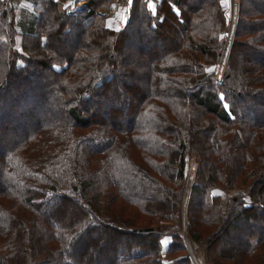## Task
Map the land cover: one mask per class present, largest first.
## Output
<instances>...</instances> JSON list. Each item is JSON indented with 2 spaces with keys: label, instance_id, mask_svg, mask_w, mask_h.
<instances>
[{
  "label": "trees",
  "instance_id": "1",
  "mask_svg": "<svg viewBox=\"0 0 264 264\" xmlns=\"http://www.w3.org/2000/svg\"><path fill=\"white\" fill-rule=\"evenodd\" d=\"M65 1L0 0V264H105L107 250L106 264H194L186 237L204 246L208 264H264V7L239 0L220 63L221 0H130L120 30L98 13L108 0H86L73 13ZM24 2L36 15L20 31ZM164 32L172 46L139 56L147 91L125 84L134 71L119 67L121 48ZM247 50L258 63L239 72L238 52ZM219 64L220 81L211 69ZM34 80L55 116L34 121ZM109 98L128 104L105 119L97 108ZM10 120L20 126L12 143ZM188 156L197 167L187 187ZM215 190L237 194L223 210ZM240 219L253 222L243 245L217 260L216 242L239 232Z\"/></svg>",
  "mask_w": 264,
  "mask_h": 264
},
{
  "label": "rangeland",
  "instance_id": "2",
  "mask_svg": "<svg viewBox=\"0 0 264 264\" xmlns=\"http://www.w3.org/2000/svg\"><path fill=\"white\" fill-rule=\"evenodd\" d=\"M82 6L86 5V1L82 0ZM130 0H108V4L105 6L103 5L105 8L103 9H99L98 13L100 15H103L104 13H106L107 11H109V15H111L115 21H117L119 18L120 13L122 14L121 19L118 21V23L120 25L118 26H114L111 24L110 20L107 21L106 25L108 27H110L113 30H120L122 29L125 25V18H126V4L129 2ZM160 1V0H157ZM254 1V6L256 11H260L262 10L264 6H262V0H253ZM70 2V3H69ZM78 1L76 0H66L63 4L64 7L67 8V10L72 7L74 5H76ZM196 3V0H189V3ZM113 4H117V10L116 13L114 11V14H111V7H113ZM238 4H239V0H223V3H220V7L222 8V10L226 13L227 15V19H228V23H227V28L224 32H220V36H222V38L224 39V52L222 53L221 59H220V63H224L226 62V59L228 57L229 54V46L233 40V33L235 30V26L237 24V11H238ZM149 6L153 8V4L150 1ZM84 8V7H83ZM82 8V9H83ZM122 8V9H121ZM123 8H125V10H123ZM118 10H120V12L118 13ZM17 19H16V28L18 30H22V26H26L31 20L32 18L36 15L32 9V7H30L26 2L22 3L21 6H19L18 8V13H17ZM105 19H107L108 15H104ZM118 18V19H117ZM75 30H73L69 36L65 37L63 36V38L65 39V41H68L69 43L72 42L71 39L74 38ZM163 35L165 36L164 39H161L157 42H153L150 40H147L148 42L146 43H142L141 45H138L135 42L134 37L132 36V38L129 40V42H126L124 44V47L121 48V56L120 58L123 60L122 64L120 65L119 63V67L123 65V67L125 69H127V71L131 70V72L134 71L133 75L131 77H124L121 80L124 82V80L127 82L128 85H137L135 86L136 88H138V85L143 92H146L148 89V84L149 82L147 81V78L145 79V75L146 72L148 70H146L147 68L141 64H139V56L143 55V54H153L154 56H159L161 55L163 52V50L167 47L172 46V42L169 40V38L172 40V36H169V34L167 33H163ZM169 40V41H168ZM68 49V48H67ZM143 53V54H142ZM251 55H255L253 52L247 50L245 52H238L237 55V59H236V67L238 68L239 72H242L244 69L248 68V67H253L255 66L256 63H258V60H255L253 56ZM262 59L264 60V54L261 55ZM261 63H264L261 62ZM125 64V65H124ZM131 65L135 66V69L133 70L132 67H130ZM221 65V64H219ZM137 66V67H136ZM121 68V67H120ZM123 69V68H122ZM212 70L216 71V79H218L220 81V76L222 75V72L224 70V66L221 65L219 67H212ZM37 79V78H36ZM125 83V82H124ZM126 84V83H125ZM30 88H34V91L32 92V94H36L39 95L36 97L37 102L33 103L34 105H36L35 109L32 110V114L34 115V121L35 119L41 120L43 117H50V116H55L54 113V106H53V100L52 98L47 96L44 97L43 93L41 94V87H38V80H34V82L32 81L30 84ZM134 88V87H133ZM135 102H133L134 104ZM128 104V102H126L123 99H120L119 101L114 100L113 98H109L106 99V101H103V103L97 108V111H99L100 115H102L103 118L107 119L110 118L112 116V112L110 111L113 105H122V106H126ZM91 103L87 104V105H83L82 106V111L83 113H87L85 110L89 109L91 107ZM93 107V106H92ZM91 107V109H92ZM251 106H249L250 109ZM247 110L246 112L249 113L250 110ZM31 113V112H30ZM250 114V113H249ZM28 119H24L22 118V123H24L23 126H25L28 123H31L32 120L30 118ZM248 115V114H247ZM126 120V116L123 115L121 117V119L117 120V125L122 126L124 125V123ZM11 122L9 123L8 126L11 127V133L9 136V141L10 143L13 142V140H16L18 138V135H14L16 134V130L18 128L15 127H20V126H15L17 125L16 122L13 123L14 121L10 120ZM19 123H21L20 121H18ZM126 125V124H125ZM5 147V145H1L0 144V150H2ZM195 159L193 157H187L185 160V178L187 180V187L192 184L193 177H194V173L196 171V167L197 165L195 164ZM213 193L218 194V196L220 197V206L222 207V209L224 210L226 207V203L228 201V199L232 196V195H236L237 193L235 191H219V190H215L213 191ZM186 202L185 204H181V210H180V214H179V218H178V223H179V232L182 234L183 236L186 237V227H187V213H186ZM70 212H75L73 207H67V209L64 210L65 214ZM64 214V215H65ZM239 224L236 225L239 228V232H234L233 230L230 231V235L229 236H225L222 237L220 240H218L216 242V249H214V255L215 257H217L218 260V256L222 253L225 252V250H230L232 252H235L239 249V247L241 245H243L244 243V236L242 235L244 231H246V228L251 225L253 222L251 223H246L245 221H243V219L239 220ZM159 224H161L162 226H164V228H167V226L172 225L171 222H159ZM255 226L253 228H251V230H255V231H259V225L257 222H255ZM250 229V228H249ZM37 237H39L38 235H36ZM165 238H169V237H165ZM186 239L188 240V237H186ZM167 239H165V241H162V247H165L164 242H166ZM186 240V244H187V251H189V254L191 255L192 259H193V263L194 264H208L207 263V258H206V254L207 252L205 251L206 249L204 248V246H201L199 248H196V245L189 243L190 241ZM170 241V238H169ZM168 241V243H169ZM168 245V244H167ZM195 255V258H194ZM111 256L112 254L110 253V250L105 251L101 256H99V262L102 261L105 264L107 263V261L109 262L111 260Z\"/></svg>",
  "mask_w": 264,
  "mask_h": 264
},
{
  "label": "crops",
  "instance_id": "3",
  "mask_svg": "<svg viewBox=\"0 0 264 264\" xmlns=\"http://www.w3.org/2000/svg\"><path fill=\"white\" fill-rule=\"evenodd\" d=\"M121 9H122V8H121ZM115 10H117V4H116V5L113 4V7H111V9H110L111 14H112V13L114 14V11H115ZM123 10H125V8H123ZM119 12H120V10H118V13H119ZM115 13H116V11H115ZM122 14H123V13H120V15H119V17H118L119 19L117 18V19H118L117 21H115L114 18H113L111 15L108 14L107 19H105V22L107 23V21L110 20V22H111L112 25H114V26H118V25H120V24L118 23V21L121 19ZM165 239H167L166 242H164L165 247H166L167 244H168L169 238H165V237H164V238L162 239V241H165ZM165 247H164V248H165Z\"/></svg>",
  "mask_w": 264,
  "mask_h": 264
},
{
  "label": "built area",
  "instance_id": "4",
  "mask_svg": "<svg viewBox=\"0 0 264 264\" xmlns=\"http://www.w3.org/2000/svg\"><path fill=\"white\" fill-rule=\"evenodd\" d=\"M76 1H78V2L76 3V5H74L73 8L70 7V8L68 9L69 12H74V11H76V10H80V9H82V8L84 7V6H82V3H83L82 0H76ZM84 1H85V0H84ZM221 2L223 3V0H221ZM108 14H109V11H107V12L105 13V15H108Z\"/></svg>",
  "mask_w": 264,
  "mask_h": 264
},
{
  "label": "bare ground",
  "instance_id": "5",
  "mask_svg": "<svg viewBox=\"0 0 264 264\" xmlns=\"http://www.w3.org/2000/svg\"><path fill=\"white\" fill-rule=\"evenodd\" d=\"M71 1V0H70ZM86 1V0H85ZM70 3V2H69ZM81 10V9H80Z\"/></svg>",
  "mask_w": 264,
  "mask_h": 264
}]
</instances>
